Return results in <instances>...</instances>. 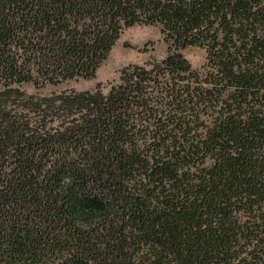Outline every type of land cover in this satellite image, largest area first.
<instances>
[{"label":"trees","instance_id":"16d2710c","mask_svg":"<svg viewBox=\"0 0 264 264\" xmlns=\"http://www.w3.org/2000/svg\"><path fill=\"white\" fill-rule=\"evenodd\" d=\"M136 25L167 54L106 95L21 91ZM0 264H264V0H0Z\"/></svg>","mask_w":264,"mask_h":264},{"label":"rangeland","instance_id":"374dc122","mask_svg":"<svg viewBox=\"0 0 264 264\" xmlns=\"http://www.w3.org/2000/svg\"><path fill=\"white\" fill-rule=\"evenodd\" d=\"M167 45L164 43L158 26L136 25L122 31L108 58L100 65L93 79L68 80L58 85H23L21 91L36 98L69 91H93L100 85L106 95L110 87L119 82L120 71L128 66H147L164 59ZM192 69L202 71L205 65V50L190 47L183 51Z\"/></svg>","mask_w":264,"mask_h":264}]
</instances>
